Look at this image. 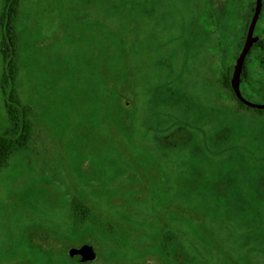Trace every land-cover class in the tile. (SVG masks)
<instances>
[{
  "label": "rangeland",
  "instance_id": "374dc122",
  "mask_svg": "<svg viewBox=\"0 0 264 264\" xmlns=\"http://www.w3.org/2000/svg\"><path fill=\"white\" fill-rule=\"evenodd\" d=\"M242 1L233 32L208 41L228 51L221 62L229 68L251 13L253 0ZM191 3L20 0L16 89L33 107L34 134L0 171V264H264V227L248 225L243 202L264 197V116L235 113L226 89L199 81L206 66L188 67L179 81L177 49L192 37ZM255 27L264 33V9ZM248 68L254 85L241 86L242 94L264 104V47ZM220 90L227 107L215 105ZM3 100L0 90V131ZM177 101L211 103L203 127L184 130L187 139L177 140V118L196 116L183 115ZM74 198L91 211L77 229ZM99 217L121 234L109 240L92 224ZM86 244L93 261L68 256Z\"/></svg>",
  "mask_w": 264,
  "mask_h": 264
},
{
  "label": "trees",
  "instance_id": "16d2710c",
  "mask_svg": "<svg viewBox=\"0 0 264 264\" xmlns=\"http://www.w3.org/2000/svg\"><path fill=\"white\" fill-rule=\"evenodd\" d=\"M19 5L20 0H2V6L0 9V90L4 96L3 103L7 119V125L0 131V171L8 166L9 160L17 151L29 147L34 134L32 120L33 107L30 104L21 101L16 89L17 75L19 72V37L16 29ZM262 6L264 7V0L262 2ZM262 47H264V36L260 37L258 41L254 43V48ZM253 51L254 49L250 50L243 64L241 72L242 81H240L241 94V86L249 87L254 85L253 82L250 81L248 68V60ZM225 71V77L229 78L231 74V68L224 70L223 73ZM219 76L222 77V75ZM217 83L223 89H226L228 92H226L227 95L229 94V96L236 102L237 108L235 109V113H241V111L243 110H250L258 116H264V110L249 108L240 103L233 95L229 81H217ZM223 91L220 90V92L216 94V96L220 97L222 101L218 103L215 102V105L227 107V105L223 101L226 98V93ZM179 95L185 96L184 94ZM209 104L211 103H207V105H205L202 109L197 101H192L191 103L189 102L188 104H184L183 106H179V101H177L178 111L181 110L182 114L190 113L191 115L196 116L192 120V122H188L186 119L182 121L179 120L180 118H177V140L188 138V135L184 134V130L189 127V124L201 125V128L203 127L204 111L206 110V107L209 106ZM198 143L203 146L204 144H206V139H200ZM212 200L216 206H222V204H224L223 202L226 203V199L222 198H212ZM243 202H247L245 212L249 213L250 215V217H248L246 220L248 225H254L258 222L264 227V197H254L249 201L247 199H243ZM177 212H179L181 215H186L188 221L190 222L191 220L193 221V219H197L196 214L191 212V210H189V208L186 206H177ZM69 214L71 217V228L77 229L81 227L86 221H88V218L91 215V211L90 208H88L86 205H83L78 199L74 198L69 206ZM92 224L97 225L100 231L107 235L108 239L114 237L116 232H119L121 234L120 229L118 231H115V227L116 229H118L119 227L115 226L112 222H108L100 217L99 219H93ZM167 233L170 234V232ZM169 234H165V236L163 237L164 240L167 235L169 236ZM261 244H263V240L261 241ZM163 246H165V243H163ZM71 258L79 261L77 256H72Z\"/></svg>",
  "mask_w": 264,
  "mask_h": 264
},
{
  "label": "flooded vegetation",
  "instance_id": "af4514ba",
  "mask_svg": "<svg viewBox=\"0 0 264 264\" xmlns=\"http://www.w3.org/2000/svg\"><path fill=\"white\" fill-rule=\"evenodd\" d=\"M191 2H192L191 3L192 37L189 39V42L184 41L183 46H180L179 49H177L178 79L179 81H183L182 79H180L181 76L180 74H182V72L185 69L187 70L188 67L190 66L192 68H194L195 66L199 67V65L206 66L205 76L201 78L199 81H209L208 84L212 89L213 88V85L211 84L212 81H230L231 74L229 78H226L225 77L226 71L223 73L224 70H227L229 68L228 65L227 66L224 65L226 63H222L227 61L228 51L221 50L219 46L214 45L213 41L212 44L208 43V41L209 39L212 40L214 37H216L215 34L218 31L223 35H225L226 33L233 32V30L230 29V23L232 21L233 14L239 13L240 7L242 6V3L244 1L238 0L236 5L232 3L233 0H191ZM254 4H255V0H253L252 2L250 18L247 21L246 27L244 29L243 42L246 36L250 19L252 17ZM235 7L237 9L234 11L233 8ZM262 7L263 6H261L258 20H260L262 17V12H263ZM256 32H257L256 27H254L253 37H257L259 39L260 37L264 36V33H261V35H256L257 34ZM204 42H206L207 45H203ZM252 49L254 50L256 49L254 48V44H252V46L250 47L246 57L248 56L250 50ZM219 53H220L219 60L221 65L219 64L218 67L219 70L216 73V76L214 77L212 71L215 68L214 67L215 60H217V56L219 55ZM233 66L234 65H232L231 67V73ZM219 75H222V77H220ZM188 81H193V80H188ZM240 81H242L241 75H240ZM178 90L181 91L182 93L185 92V90L177 88V91ZM77 257L79 260V256Z\"/></svg>",
  "mask_w": 264,
  "mask_h": 264
},
{
  "label": "water",
  "instance_id": "95a60500",
  "mask_svg": "<svg viewBox=\"0 0 264 264\" xmlns=\"http://www.w3.org/2000/svg\"><path fill=\"white\" fill-rule=\"evenodd\" d=\"M261 6H262V0H255L254 9H253L252 17L250 19V22L247 28L246 36H245L242 48L235 60L232 73H231V77H230V81H229L231 91L233 95L235 96V98L243 105L249 108L258 109V110H264V104H254L246 100L240 92L239 85H240V75L242 72L245 57L250 47L252 46V44L258 41L257 37H253V30L258 20ZM68 255L70 257L79 256V260L82 263L93 261L96 257V253L93 247L87 244L82 245L79 248H70L68 250Z\"/></svg>",
  "mask_w": 264,
  "mask_h": 264
}]
</instances>
